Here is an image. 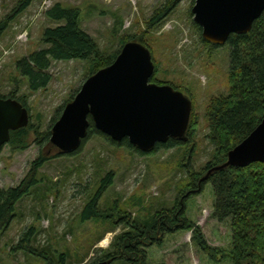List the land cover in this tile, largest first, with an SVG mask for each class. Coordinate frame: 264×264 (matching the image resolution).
I'll use <instances>...</instances> for the list:
<instances>
[{"label":"rangeland","instance_id":"374dc122","mask_svg":"<svg viewBox=\"0 0 264 264\" xmlns=\"http://www.w3.org/2000/svg\"><path fill=\"white\" fill-rule=\"evenodd\" d=\"M19 1L0 0V96L24 98L29 140L24 149L7 144L1 151L0 189L16 188L30 174L41 151H48L39 145L42 138L50 133L51 139L65 107L93 76L85 62L53 61L49 85L33 92L20 74L18 62L49 47L44 32L65 24L47 17L57 4L79 9L80 28L106 57L121 53L123 38H135L129 42L152 53V83L170 85L193 102L195 134L182 147L142 156L92 135L74 156L52 152L37 173L40 184L17 204L15 218L0 233V264H127L116 254L119 237L132 224H148L156 212L172 209L191 171L200 174L214 162L206 113L213 99L230 94L231 47L203 39L192 13L196 0H178L169 11L164 9L169 0H35L12 17ZM161 12L165 15L152 21ZM207 177L202 174L201 180ZM197 193L187 202L186 217L200 229L202 242L194 241L192 231L164 235L160 243L142 241L146 264H232L231 224L214 217L213 187L207 184ZM98 194L97 215L81 223L83 210ZM30 230L31 238L21 242ZM108 253L117 256L101 260Z\"/></svg>","mask_w":264,"mask_h":264},{"label":"trees","instance_id":"16d2710c","mask_svg":"<svg viewBox=\"0 0 264 264\" xmlns=\"http://www.w3.org/2000/svg\"><path fill=\"white\" fill-rule=\"evenodd\" d=\"M34 1L20 0L12 17L25 12ZM177 1L169 0L164 9L171 10ZM46 14L50 20L65 24L44 32L43 41L49 46L47 49L18 62V70L28 79L31 91L37 92L47 88L51 81L47 70L53 61L85 62L89 65V74L94 75L110 66L118 56L113 55L110 58L104 56L95 41L80 28L79 9L57 4ZM163 15H165L163 12L157 13L152 21H158ZM4 26L5 24L1 26L2 29ZM133 40L135 38H123L122 43L126 44ZM228 44L231 47L230 94L213 99L206 113L208 138L214 148V162L200 174L191 171L189 184L180 193L172 209L156 212L148 224H129L132 226L131 230L119 237V246L116 249V254L127 259V264H146V254L141 250L142 241L160 243L164 235L192 231L194 241L202 242V233L188 221L186 210L188 200L195 195L194 193L203 192L207 184H211L214 191V217L220 222L228 221L231 224L232 250L227 254L231 263L264 264V163H252L244 168L228 167L208 174L225 164L229 152L242 143L264 120V14L254 23L250 33L233 35ZM12 98L29 110L24 98ZM90 124L89 137L101 135L111 144L125 147L142 156L155 154L160 149L182 147L190 143L195 134L191 119L187 133L189 141L169 139L165 144H159L153 151L144 154L133 147L127 139L121 143L114 142L98 131L91 119ZM49 138L50 133L39 141V145L48 151L46 153L41 151L40 158L34 162L25 180L16 188L0 189V233L7 229L15 218L17 204L40 184L37 173L52 159L50 156L52 152H56L57 157H71L78 153V150L71 154L61 153L51 144ZM28 140V130L24 128L11 132L8 144L24 149L28 146ZM202 174L208 175L207 180H201ZM108 181L109 178L105 182ZM99 196L100 194L93 197L85 207L80 216L81 223L91 221L97 215ZM32 234L33 230L25 233L21 242L29 240ZM114 256L108 253L101 260H108Z\"/></svg>","mask_w":264,"mask_h":264},{"label":"water","instance_id":"95a60500","mask_svg":"<svg viewBox=\"0 0 264 264\" xmlns=\"http://www.w3.org/2000/svg\"><path fill=\"white\" fill-rule=\"evenodd\" d=\"M192 13L203 39L223 46L231 36L251 32L264 14V0H196ZM154 75L151 51L139 42L126 43L116 60L91 76L67 104L52 128L51 144L63 154L76 152L88 136L90 119L114 142L127 139L144 154L169 139L187 142L193 102L170 85L152 83ZM29 124L27 108L15 99L0 96V153L9 143L11 132ZM257 162L264 163V120L229 152L225 164L208 174Z\"/></svg>","mask_w":264,"mask_h":264},{"label":"flooded vegetation","instance_id":"af4514ba","mask_svg":"<svg viewBox=\"0 0 264 264\" xmlns=\"http://www.w3.org/2000/svg\"><path fill=\"white\" fill-rule=\"evenodd\" d=\"M152 82V81H151ZM155 84H157V83H155ZM158 85V84H157ZM178 91V90H177Z\"/></svg>","mask_w":264,"mask_h":264}]
</instances>
